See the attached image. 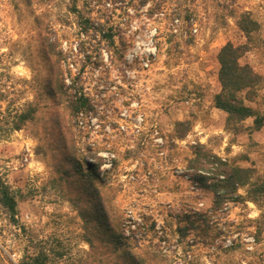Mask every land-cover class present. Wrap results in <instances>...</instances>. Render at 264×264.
I'll return each instance as SVG.
<instances>
[{"label":"rangeland","instance_id":"obj_1","mask_svg":"<svg viewBox=\"0 0 264 264\" xmlns=\"http://www.w3.org/2000/svg\"><path fill=\"white\" fill-rule=\"evenodd\" d=\"M158 5L186 9L185 19L166 17ZM243 12L259 28L240 62L264 77V0H0V175L17 202L13 218L0 206V264L38 254L45 264H123L120 247L112 252L86 240L71 199L76 189L58 172L56 109L82 172L100 165L122 239L136 257L264 264V229L256 222L262 205L244 197L214 206L195 179L204 170L189 162L201 143L264 174V124L253 129L247 118L228 127L212 100L219 47L247 42L237 25ZM46 40L64 83L57 104L45 87ZM81 94L86 110L71 113ZM30 104L38 108L34 118L13 129ZM251 104L264 109V86ZM187 214L203 221L181 236L177 225L185 221L177 219Z\"/></svg>","mask_w":264,"mask_h":264},{"label":"trees","instance_id":"obj_2","mask_svg":"<svg viewBox=\"0 0 264 264\" xmlns=\"http://www.w3.org/2000/svg\"><path fill=\"white\" fill-rule=\"evenodd\" d=\"M184 10L186 11L179 6L171 8L158 5L157 7V11L164 12L163 15L168 18H184L187 12ZM237 25L247 38V42L234 44L227 41L219 47L216 59L218 62L217 80L220 87L213 96V106L226 113L225 122L228 127L237 128L242 121L252 118V128L259 129L264 124V109L256 108L251 102L257 90L264 86V77L248 63L240 62L244 52L249 49V42L253 40V34L258 30L259 23L249 12H243L238 17ZM167 28L172 29L171 27ZM45 42L47 45L44 46L43 52L48 62L45 87L47 93L54 98L57 104V99L64 92V83L62 84L59 75L57 52H54L52 43L47 40ZM68 87L69 85H66V88ZM84 99L81 94L75 101H71L69 105L71 113L78 114L82 110H86ZM37 109V106L30 104L25 111L17 114L13 129H19L23 123L33 119ZM58 110L56 109L54 112L56 117L54 123L57 126L55 128L58 129L60 140L63 142V145L60 146L63 158L57 160L58 172L68 186L76 189V193L71 199L84 219L86 240L92 246L95 240H99L102 244H107L112 252L120 247V252L116 254L123 264H146L147 258L136 257L122 239L119 216L112 204L113 194L104 188L103 179L99 177L96 169L100 165H88V171L82 172L73 147L69 145V127L64 121L63 114ZM182 123V121L177 122V124ZM189 162L190 166L204 170V173H197L195 179L202 189L212 195L214 206L225 202H239L244 200V197L260 203L262 208L256 222L259 228L264 229V174L255 176V169L252 167H243L228 162L201 143L193 146ZM243 186L247 187L245 195L239 192V188ZM0 206L12 218L16 214V198L1 175ZM189 215L177 219L178 222L185 221L184 225H177L178 234L181 236H185L187 229L196 225L195 222L203 221V219L199 221ZM29 260L24 261L23 264H45L46 257L38 254L30 257Z\"/></svg>","mask_w":264,"mask_h":264}]
</instances>
